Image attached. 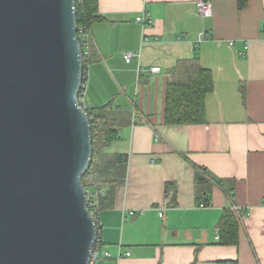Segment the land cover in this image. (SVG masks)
<instances>
[{"label": "crops", "instance_id": "0c3cea01", "mask_svg": "<svg viewBox=\"0 0 264 264\" xmlns=\"http://www.w3.org/2000/svg\"><path fill=\"white\" fill-rule=\"evenodd\" d=\"M209 1L203 19L196 0H99L85 103L109 106L118 135L106 152L129 157L114 205L99 209L111 255L102 264H264V0ZM146 15L151 24L137 21ZM194 59L213 77L204 121L167 125L169 81ZM197 168L209 185H197ZM226 210L240 226L237 246L219 244Z\"/></svg>", "mask_w": 264, "mask_h": 264}, {"label": "water", "instance_id": "95a60500", "mask_svg": "<svg viewBox=\"0 0 264 264\" xmlns=\"http://www.w3.org/2000/svg\"><path fill=\"white\" fill-rule=\"evenodd\" d=\"M75 0H0V264H91Z\"/></svg>", "mask_w": 264, "mask_h": 264}, {"label": "trees", "instance_id": "16d2710c", "mask_svg": "<svg viewBox=\"0 0 264 264\" xmlns=\"http://www.w3.org/2000/svg\"><path fill=\"white\" fill-rule=\"evenodd\" d=\"M249 0H238L240 9L246 7ZM76 13L78 29H84L87 40L82 42L79 30L78 37L82 43L84 54L83 83L87 80V66L92 58L90 31L94 24L103 20L99 16V0H77ZM213 90V77L204 69L198 59L180 61L176 67L167 90L165 122L167 125H192L204 121L205 99ZM109 106L98 110H87L92 127L93 158L89 171L83 181L89 184L88 189L98 195L95 219L98 222L99 209L103 205L112 207L115 203L117 189L127 179L129 157L126 154H109L106 149L118 135V124L111 121L107 114ZM208 172L203 168L196 169L197 185H209ZM167 190L172 189L167 184ZM103 191V192H102ZM209 188L205 189V192ZM211 205L210 200L202 203ZM220 245L237 246L240 239V226L231 210H226L220 223ZM100 240V236H99ZM217 264H239L237 261H219Z\"/></svg>", "mask_w": 264, "mask_h": 264}, {"label": "built area", "instance_id": "2783aa9c", "mask_svg": "<svg viewBox=\"0 0 264 264\" xmlns=\"http://www.w3.org/2000/svg\"><path fill=\"white\" fill-rule=\"evenodd\" d=\"M76 1L77 0H75V2ZM196 4H197V7H198L199 14H200V16L203 19H209V18H211L213 16V5H212V3L209 0H196ZM137 21L138 22H142L143 21V22H145L147 24H151L152 23L150 15H146L145 17H142V16L138 17ZM79 35H80V38H81L82 42H85L87 40L86 34L84 32V29H80L79 30ZM208 38H209V35L207 34V32H203L199 36L198 43L200 44V43L204 42L205 40H207ZM230 44H231V46H234L233 42H231ZM135 56L136 55H134L132 53H127L125 55V60L127 62H131L132 59ZM150 71H151V73H159L161 71V69L159 67H155V68H152ZM86 87H87V80H86V82H84L82 84V88H81V91H80V94H79V102H80V104H81V106L83 108L88 110L87 107H86V103H85V90H86ZM89 184L90 183L85 184V182H84L86 194H87V197H88V202H87L88 203V210L91 213V215L93 217H95L94 215H96V208L98 206V202H97L98 195H93L92 194V192L88 189ZM202 207H205V205L202 204ZM234 209H235V211L242 210V208H240V207H235ZM133 214L134 213H131V215H133ZM127 255L129 256L130 253H128ZM109 258H111L110 253L103 249L102 241L98 239V241H97V243H96V245L94 247V252H93V255H92V258H91V264H102V262L104 260L109 259Z\"/></svg>", "mask_w": 264, "mask_h": 264}]
</instances>
